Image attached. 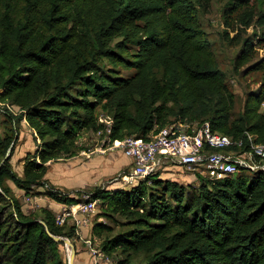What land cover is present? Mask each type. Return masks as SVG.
Returning a JSON list of instances; mask_svg holds the SVG:
<instances>
[{
	"label": "trees",
	"instance_id": "1",
	"mask_svg": "<svg viewBox=\"0 0 264 264\" xmlns=\"http://www.w3.org/2000/svg\"><path fill=\"white\" fill-rule=\"evenodd\" d=\"M111 1L93 25V45L69 58L65 48L54 47L57 37L68 38V33L53 34L54 22L69 17L68 12L55 16L57 0L44 17L50 32L41 39L37 33L43 26L37 28L28 17L17 19L13 7L0 0V101L19 105L18 119H25L40 139L35 153L23 158L22 177L12 169L11 156L1 164L11 141H0L5 155L0 202L7 206L0 220V264H67L52 235L72 237L75 227L57 225L46 207L42 214L26 213L4 180L26 194L33 185L48 184L45 194L55 201L79 202L84 190L66 192L43 177L46 163L63 153L73 155L80 132L97 127L98 107L113 116L112 139H148L170 124L179 130L185 123L208 121L234 139L250 131L264 142V86L250 92L243 114L232 118L235 96L192 0ZM143 18H150L145 26L138 22ZM104 58L135 69L134 75L101 69ZM201 179L198 192L160 174L130 188H97L92 198L124 216L127 227L107 237L102 249L144 253L141 262L131 263L127 256L118 264H264V174ZM103 231L110 226L95 222L93 232Z\"/></svg>",
	"mask_w": 264,
	"mask_h": 264
},
{
	"label": "rangeland",
	"instance_id": "2",
	"mask_svg": "<svg viewBox=\"0 0 264 264\" xmlns=\"http://www.w3.org/2000/svg\"><path fill=\"white\" fill-rule=\"evenodd\" d=\"M161 1L167 4V0ZM1 2L9 3L13 7V14L17 19L24 21L28 17L31 21L37 23V28L43 26V29L37 33V35L39 34V39L50 32L45 24L44 17L52 7V0H1ZM57 2L60 8L55 13V16L65 15L68 12L69 17H60L54 22L58 24L54 27L53 34L59 36L68 33V38L61 40L60 37H57L59 40H53L55 43L54 47L62 46L65 48L66 50L64 51L69 58L80 56L82 52L86 54L94 42L93 25L111 8L113 5L112 1L57 0ZM192 2L197 9L202 28L207 33L211 49L217 58L219 67L226 75L227 86L235 96L232 118H238L244 112L249 93L264 86V0H192ZM149 19L143 18L138 20V22L142 26H145ZM62 26L65 27L59 30L58 28ZM118 39H114L113 43ZM56 41L59 42L56 43ZM130 51L136 52V48L131 47ZM242 54L246 55L247 58L245 60L240 57ZM100 67L101 69L108 70V72L114 70L117 75L123 77H130L135 73V69L122 65L116 66L107 58H104L100 62ZM260 111L264 113V102L261 105ZM20 113L21 109L19 105L0 101V141H11L12 148L9 152L11 167L22 177L24 175L23 158L35 153L39 147L40 139L25 119H18ZM9 114H13L16 120H11ZM97 114L98 128L88 127L80 132L76 138L73 155L63 153L57 159L46 163L49 169L50 164L54 162L64 164L75 160L85 162L92 158H99L104 161L103 164H99L98 171L106 174L96 184L80 188L84 190L78 193L80 202L93 199L91 193L97 188L115 189L131 187L126 185L123 180H120V174L131 168L133 163L129 166L126 165L124 169L119 171L116 169L119 162L127 157L124 155L122 149L113 148L107 149L105 153H93L105 139L104 135L98 136V131L106 128L109 123L113 124V116L110 111L98 107ZM225 135L233 138L228 134ZM83 151H86L88 155L82 153ZM4 156L0 148V159H3ZM75 170H81L83 173L79 171L81 175H75L74 179H72L74 183L78 181L79 183L90 182V170L88 168L86 169L81 165ZM178 170L179 172H176L177 175L172 177L174 179H168L177 181L188 191L198 192L200 183L203 182L201 179L202 175L179 168ZM178 174H181L182 177ZM45 176L43 180L48 181ZM4 185L9 187L12 195L19 198L22 208L26 213L42 214L44 206L41 205L43 204L41 200L45 199V190L48 188V184L44 186L33 185L29 194H26L24 190L21 191V189V195L18 194L20 188L9 178L4 180ZM70 192L74 193L75 191L71 190ZM6 208L5 203L0 202V220L5 219L6 214L4 212ZM93 222L94 224L95 222L105 223L110 226L111 231H103L101 234L94 233L92 227L90 230L87 229V234L82 231L81 235H79L75 229L74 236H64L68 237L75 246L74 264H83L86 255H90V263L88 264H93V256L91 249L85 242L86 238H90L92 245L100 243V248H102V242L107 237H112L127 228L125 226V217L110 210L101 201L97 206ZM59 248L65 263L69 264L71 247L69 245L65 246L63 242H60ZM109 255L112 256L115 262L127 256H129L131 263L144 260L143 252H123L120 248Z\"/></svg>",
	"mask_w": 264,
	"mask_h": 264
},
{
	"label": "built area",
	"instance_id": "3",
	"mask_svg": "<svg viewBox=\"0 0 264 264\" xmlns=\"http://www.w3.org/2000/svg\"><path fill=\"white\" fill-rule=\"evenodd\" d=\"M113 124L109 123L98 131L105 136L102 144L94 152L105 153L107 149L120 148L125 156L132 160V167L120 174V180L133 186L151 174L162 171H174L181 168L201 174L203 178L222 180L240 172L264 174V142L259 135L245 131L244 138H230L224 133L213 130L210 122L182 124L176 130L174 124L161 128L148 139L126 136L112 139ZM82 153L88 155L86 151ZM91 154V153H90ZM99 199H87L62 208L55 215L59 226H74L81 235L84 228L93 227ZM85 242L91 249L93 264H118L112 256L100 248V243Z\"/></svg>",
	"mask_w": 264,
	"mask_h": 264
},
{
	"label": "crops",
	"instance_id": "4",
	"mask_svg": "<svg viewBox=\"0 0 264 264\" xmlns=\"http://www.w3.org/2000/svg\"><path fill=\"white\" fill-rule=\"evenodd\" d=\"M103 160L102 159H97V158H92L88 161L85 162H80V160H75V161H71L70 163H59V162H54L51 163L48 169V172L45 176L46 179H48V181L50 182V184L54 185L56 188H60L66 192H70L71 190H78L82 187H86V186H91L96 184L99 180L102 179L103 175L106 173H103L101 171H98L99 169V164H103ZM132 164V160L128 157H125L121 162H119L118 166H117V171L124 169V167L126 165H131ZM84 166V168H88V170H90V182L87 183V181L83 182V183H79V181L77 183H74L72 179H74L75 175L78 174L79 176L81 175V173H83V171L81 170H75L78 166ZM181 169V168H179ZM174 171L170 172V171H162L160 173V176L162 178H172L175 177L177 174L176 172H179L178 168H174ZM80 171V172H79ZM163 174H165V176H163ZM181 176V174H178ZM182 177V176H181ZM174 179V178H172ZM74 184H78V185H74ZM19 189L18 194L21 195V190ZM24 193V192H23ZM30 197V196H27ZM31 199V198H30ZM43 204H41L42 206L51 209L54 213H57L58 211H60L63 207L65 206H69L70 204H65V203H59L57 201H55L54 199L50 198L49 196L45 195V199L41 200ZM90 230V229H89ZM83 232L85 234H87V228L83 229ZM88 253V252H86ZM90 255H86V259L83 261V264H88L90 263Z\"/></svg>",
	"mask_w": 264,
	"mask_h": 264
},
{
	"label": "water",
	"instance_id": "5",
	"mask_svg": "<svg viewBox=\"0 0 264 264\" xmlns=\"http://www.w3.org/2000/svg\"><path fill=\"white\" fill-rule=\"evenodd\" d=\"M11 148H12V145H11V147L9 148V150H8V152H7L6 156H5V158L2 160L1 164L4 163V161L8 159L9 154H10L9 152L11 151ZM0 190H1V189H0ZM40 222L44 223L42 220H40ZM52 236H53V238H54L56 241H58V242H63V243L65 244V246H66V245H67V246L69 245V246L71 247L72 251H71V255H70V257H69V264H74L75 246H74V244L71 242V240H70L68 237H64V236H59V235H52Z\"/></svg>",
	"mask_w": 264,
	"mask_h": 264
}]
</instances>
